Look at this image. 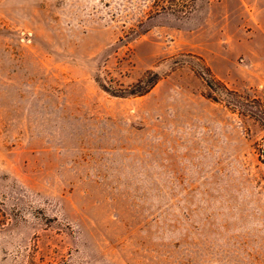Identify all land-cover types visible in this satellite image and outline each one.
I'll return each mask as SVG.
<instances>
[{"label":"rangeland","instance_id":"374dc122","mask_svg":"<svg viewBox=\"0 0 264 264\" xmlns=\"http://www.w3.org/2000/svg\"><path fill=\"white\" fill-rule=\"evenodd\" d=\"M158 5L0 0V264H264V0Z\"/></svg>","mask_w":264,"mask_h":264},{"label":"trees","instance_id":"16d2710c","mask_svg":"<svg viewBox=\"0 0 264 264\" xmlns=\"http://www.w3.org/2000/svg\"><path fill=\"white\" fill-rule=\"evenodd\" d=\"M158 9L162 12H165L167 10L177 12L181 17L185 15V12H183L180 8L185 7L187 3H193V0H158ZM205 69L207 72V79H204L200 74L199 76L205 81L207 87L209 90H212L213 85H222L221 82H219L216 78H214L208 68H201ZM151 79H147V76L142 78L140 81H138L135 85L131 86L129 90H127L125 93L117 95L118 97H136V96H144L147 94L152 87L158 82L159 78L156 74L150 73ZM208 98L214 100L211 96ZM215 101V100H214Z\"/></svg>","mask_w":264,"mask_h":264},{"label":"crops","instance_id":"0c3cea01","mask_svg":"<svg viewBox=\"0 0 264 264\" xmlns=\"http://www.w3.org/2000/svg\"><path fill=\"white\" fill-rule=\"evenodd\" d=\"M261 14L264 16V8L261 10ZM250 16H251V14H250ZM258 23V22H257ZM257 26H258V24H257ZM259 28L261 29V32H259V38L261 39V41H262V39L264 40V28L262 29V26L259 24ZM248 34L250 35L249 37H248V44L249 45H251V46H254V38H252L253 36H256L255 35V32H253V31H250V32H248ZM251 54H250V56L252 57V58H255V57H257L258 58V56H259V53L253 48V49H251V52H250ZM264 61V60H263ZM219 78H221V77H219Z\"/></svg>","mask_w":264,"mask_h":264}]
</instances>
